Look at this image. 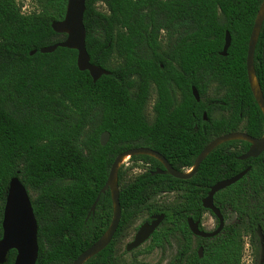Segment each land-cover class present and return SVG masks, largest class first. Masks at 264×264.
I'll return each instance as SVG.
<instances>
[{
	"label": "trees",
	"instance_id": "obj_1",
	"mask_svg": "<svg viewBox=\"0 0 264 264\" xmlns=\"http://www.w3.org/2000/svg\"><path fill=\"white\" fill-rule=\"evenodd\" d=\"M67 2L37 0L38 12L25 15L16 0H0V240L10 182L18 178L38 223L36 264H73L108 230L110 191L88 215L120 154L149 148L185 172L215 138L264 135V115L247 74L249 40L263 0H87L90 62L110 72L97 82L79 70L76 50L40 52L66 40L52 24L64 20ZM227 32L231 46L222 56ZM254 66L264 94V24ZM105 132L110 140L103 147ZM249 148L245 141L219 146L190 180L152 175L161 167L156 159L131 157L151 168L125 184L120 171L119 228L112 243L85 264H116V241L144 211L166 214L145 253L178 234L180 249L169 264H242L244 233L264 237V153L242 161ZM248 168L242 180L214 197L225 219L233 213L236 222L213 239L197 238L193 249L188 218L200 221L210 212L202 204L210 189ZM172 192L180 194L178 203L153 204L156 196ZM16 256L10 251L5 264H15Z\"/></svg>",
	"mask_w": 264,
	"mask_h": 264
},
{
	"label": "water",
	"instance_id": "obj_2",
	"mask_svg": "<svg viewBox=\"0 0 264 264\" xmlns=\"http://www.w3.org/2000/svg\"><path fill=\"white\" fill-rule=\"evenodd\" d=\"M86 1L87 0H68L64 20L60 22H54L52 24V28L56 33L65 34L67 36L66 40L56 45L44 47L40 50V52L42 54H51L54 53L58 48L76 50L78 52L77 65L79 70L81 72L88 71L93 81L97 82L102 76L110 75V72L102 69L101 67L93 65L90 62V57L86 48V29L84 26ZM263 24L264 0L259 8L254 22L247 55V74L250 89L264 115V94L256 77L254 66L255 51ZM231 41V36L227 32L222 56H227V52L231 46ZM36 53L37 50H34L30 53V55L33 56ZM193 94L199 102V94L195 88H193ZM204 118L205 120L207 119V113H204ZM109 140V133L105 132L101 135L100 142L103 147L107 145ZM232 141H245L250 144L248 152L240 157L242 161L252 158L256 159L264 153V135L260 139H255L246 133L234 132L220 136L211 141L197 157L193 168H191L188 172H180L175 170L164 156L149 148L130 149L116 157L111 166L107 183L99 193L98 198L96 199L88 215L91 216L95 213L101 195L110 191L113 202V219L111 225L103 234V236L89 249L82 253L73 264H85L87 261L104 251L114 239L119 228L122 215L119 189V171L121 164L127 157L130 159L134 156L152 157L162 163L165 167V170L159 169L152 173L153 175H169L178 180H190L195 176L201 164L214 150H216L219 146ZM249 171L250 168L246 169L244 172L238 174L235 177L218 182L210 189L202 204L205 210L210 211L218 219L219 226L216 230L208 232L200 229L199 222H194L193 219H188L189 229L195 237L202 239H213L220 235V233L225 228L226 221L220 209L215 206L214 197L220 191H223L226 188L238 183L248 174ZM163 219L164 215L157 217V219L150 224H144L135 236L134 241L127 246V251L132 252L146 243V241L162 223ZM12 250L17 252L15 264L37 263L39 253L38 223L34 214L30 196L18 178H13L10 182V188L5 205L3 218V237L0 240V264H5L7 262L8 254ZM203 252L204 249L200 248V258H203Z\"/></svg>",
	"mask_w": 264,
	"mask_h": 264
},
{
	"label": "rangeland",
	"instance_id": "obj_3",
	"mask_svg": "<svg viewBox=\"0 0 264 264\" xmlns=\"http://www.w3.org/2000/svg\"><path fill=\"white\" fill-rule=\"evenodd\" d=\"M22 5V13L25 15H30L34 12H38L37 0H16ZM101 11H105L104 6H99ZM164 45V43H163ZM156 99V93L153 91L151 99L147 109V120L151 123L154 120L153 114V104ZM125 172V178L123 183L132 180L137 175L143 172V169H139L137 163L132 161L129 157L124 160L121 164L120 171ZM180 200L177 194H163L159 195L154 203L158 205L162 204H176ZM148 218L146 213L142 214L137 218L128 228V230L123 234V236L118 240L116 245V264H168L177 254L179 246V238L170 237L168 241L164 244L163 248L154 249L150 253H145L151 242H147L145 245L139 249L128 253L126 251L127 245L131 243L134 239L135 234L140 225H142ZM237 220L236 214L228 213L226 222L227 224H233ZM215 219L209 212H206L203 217V227L207 231H212L215 225ZM245 248L242 259V264H264V237L258 232L255 237L251 238L248 233H244L243 236ZM194 242H197L194 239ZM195 246V244H194Z\"/></svg>",
	"mask_w": 264,
	"mask_h": 264
},
{
	"label": "flooded vegetation",
	"instance_id": "obj_4",
	"mask_svg": "<svg viewBox=\"0 0 264 264\" xmlns=\"http://www.w3.org/2000/svg\"><path fill=\"white\" fill-rule=\"evenodd\" d=\"M159 162V161H158ZM160 163V162H159ZM161 164V167H157V169L154 171V172H156L157 170H159V169H161V170H165V167H164V165L162 164V163H160ZM171 165V164H170ZM138 166H139V169H143V172H141V174H143V173H145L146 171H148V170H150V168H151V166H149V165H141V164H139L138 163ZM172 166V165H171ZM176 170V169H175ZM189 170H186L185 172H188ZM154 172H151V174L152 173H154ZM119 173H120V171H119ZM140 175V174H139ZM139 175H137V176H139ZM153 175V174H152ZM162 176H169V175H162ZM171 177V176H170ZM134 179H135V177L132 179V180H130V181H127V183L128 182H132V181H134ZM175 179V178H174ZM124 180V179H123ZM125 184V183H124ZM119 189H120V185H119ZM163 194H177V195H179V197H180V194L179 193H175V192H172V193H163ZM163 194H160V195H163ZM159 196V195H158ZM158 196H156L153 200H152V202H153V204H155L154 203V200L158 197ZM112 197V196H111ZM180 201V200H179ZM112 204H113V202H112ZM155 205H158V204H155ZM162 205H170V204H162ZM208 211V210H207ZM144 213H146L147 215H148V218L145 220V222L142 224V225H140L139 226V228H138V230H137V233H138V231L140 230V228L144 225V224H146V223H148V224H150V223H152V222H154L156 219H157V217H159V216H162V215H164V219H163V221H162V223L159 225V227L156 229V231L155 232H157L161 227H162V225L165 223V221H166V214L164 213V212H154V213H149V212H147V211H144V212H142L137 218H139L142 214H144ZM211 215H212V217L215 219V225H214V229L212 230V231H214V230H216L217 228H218V226H219V221H218V219L211 213V212H209ZM222 213V212H221ZM223 214V213H222ZM223 216H224V214H223ZM203 217H204V214H203ZM203 217H202V219L200 220V221H197V222H199L200 224H199V226H200V229L201 230H204V231H207V230H205V228L203 227ZM136 218V219H137ZM225 218V217H224ZM135 219V220H136ZM188 219H191V218H188ZM134 220V221H135ZM225 221H226V219H225ZM187 222H188V220H187ZM195 222V221H194ZM226 225H227V222H226ZM225 225V226H226ZM212 231H208V232H212ZM155 232L151 235V237L146 241V243L147 242H151V245H152V236L155 234ZM117 233V232H116ZM137 233L135 234V236L137 235ZM135 236H134V239H135ZM178 237L179 238V246H178V251H177V254H178V252H179V249H180V243H181V240H182V238H181V236L180 235H174V236H170V237ZM169 237V238H170ZM121 238V237H120ZM119 238V239H120ZM198 237H195L194 235H193V249H197V242H194V239H197ZM118 239V240H119ZM134 239H133V241H134ZM202 239V238H201ZM118 240L116 241V245H117V242H118ZM113 241V240H112ZM132 241V242H133ZM131 242V243H132ZM167 242V241H166ZM165 242V243H166ZM112 243V242H111ZM146 243H144L143 245H145ZM164 243V244H165ZM130 244V243H129ZM128 244V245H129ZM194 244H195V246H194ZM127 245V246H128ZM142 245V246H143ZM150 245V246H151ZM141 246V247H142ZM140 248V247H139ZM138 248V249H139ZM161 248H163V247H161ZM200 248H203V247H200ZM200 248L198 249V253H199V250H200ZM155 249H158V248H155ZM204 249V248H203ZM135 250H137V249H135ZM135 250H133V251H135ZM126 251H127V248H126ZM128 252V251H127ZM128 253H130V252H128ZM204 253V252H203ZM177 254H176V256H177ZM115 256H116V246H115ZM175 256V257H176ZM199 256H200V254H199ZM17 257V256H16ZM175 257H174V259H175ZM174 259H172L170 262H172ZM169 262V263H170ZM168 263V264H169ZM183 264H186V261L184 260V262H183Z\"/></svg>",
	"mask_w": 264,
	"mask_h": 264
},
{
	"label": "bare ground",
	"instance_id": "obj_5",
	"mask_svg": "<svg viewBox=\"0 0 264 264\" xmlns=\"http://www.w3.org/2000/svg\"><path fill=\"white\" fill-rule=\"evenodd\" d=\"M127 159H128V157L125 160H127Z\"/></svg>",
	"mask_w": 264,
	"mask_h": 264
}]
</instances>
